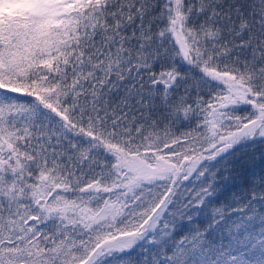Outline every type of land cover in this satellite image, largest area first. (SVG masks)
Masks as SVG:
<instances>
[{"label":"snow or ice","instance_id":"6c2138e0","mask_svg":"<svg viewBox=\"0 0 264 264\" xmlns=\"http://www.w3.org/2000/svg\"><path fill=\"white\" fill-rule=\"evenodd\" d=\"M0 264H264V0H0Z\"/></svg>","mask_w":264,"mask_h":264}]
</instances>
